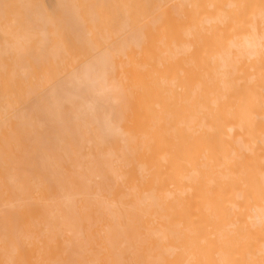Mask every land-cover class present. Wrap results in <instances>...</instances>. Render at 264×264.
I'll return each instance as SVG.
<instances>
[{"label":"bare ground","instance_id":"1","mask_svg":"<svg viewBox=\"0 0 264 264\" xmlns=\"http://www.w3.org/2000/svg\"><path fill=\"white\" fill-rule=\"evenodd\" d=\"M258 1L180 0L137 23L146 31L128 19L121 39L79 67L59 42L48 51L36 27L30 51L20 28L13 58L0 52V77L20 79L22 100L0 112V264H264ZM59 5L85 42L75 3ZM24 56L63 65L61 76L29 85Z\"/></svg>","mask_w":264,"mask_h":264},{"label":"rangeland","instance_id":"2","mask_svg":"<svg viewBox=\"0 0 264 264\" xmlns=\"http://www.w3.org/2000/svg\"><path fill=\"white\" fill-rule=\"evenodd\" d=\"M72 1L76 5V11L78 13L79 19L82 20V27H83L82 30L84 33L85 42H81L78 39V36H76V40H75V38L70 34V32H68V30L66 31L64 18H67V15H66V17H64V15L62 14V11H61L62 8H60L59 0H7V2H9V3H7L6 1L5 2L1 1L0 2L1 3L0 4L1 5L0 6L1 7L0 8V16H2V17H0V20H1L0 21V52H2L1 57L3 59H6V61L9 58H13V55L11 57L10 51L13 50L14 45L19 40L20 34L23 35L22 31L26 32V34L30 35L29 36L30 42L27 41V43H29V44H27V47L29 48V50L30 51L32 50V52H33L36 49L35 51H37L38 47H39V44H38L39 37L38 36L32 37L33 29L36 27L34 29V31H37V32L38 31H44L46 33L48 40H49L47 43L48 44L47 45L48 51H51L52 47H54L57 44V42H59L60 44H62L63 49H65L67 52H69V53L76 52V56L78 57V61H79L77 67H79V66L83 65V63L87 62V60H91L92 58H94L93 57L94 54H99L101 52H105L107 50V45L109 46V44H111V45L115 44L114 42L118 41L117 39H121V37H123V35H125V31L127 29L133 30V29H137V28H144V27H139V26H141L140 25L141 21H143V20L145 21L146 18L148 20L149 19L148 17L151 18L152 15L156 16V17L155 16L152 17V19L153 18L158 19L157 16L162 18L160 15H158L159 13H161V15H162V12H164L165 10L167 12V9L169 7L172 10V6H173V8L175 7V4H176L175 2L178 3V1H179V3H181L180 0H177V1H175V0H95L96 2L94 0H72ZM171 1L172 2L174 1V2L171 3ZM21 2H22L23 6L21 5ZM258 3L259 4L256 3L257 4L256 7H255V3L253 5L252 4H250V5H252L253 8H256L258 11L257 15L260 14L259 16L262 17L261 14H263V13H261V9L258 8L259 7L258 5H260V7H261V4H263V2L261 0H259ZM2 4H4V7ZM8 4L10 6H8ZM91 4H92V7H91ZM93 4H95V6ZM96 4H99L100 6L96 5ZM170 5H172V6H170ZM26 6H27V8H26ZM164 6L167 9L164 8ZM69 7H70L69 9H71V6H69ZM244 7H245V5H244ZM161 8L164 10L162 11ZM1 9H4V10H1ZM245 9H248V8L245 7ZM250 9L251 8H249V10ZM125 10H127V11L125 12ZM249 10H247V11L249 12ZM71 11H72V9H71ZM168 11H170V9H168ZM247 11L244 12V10H243L245 15H242V16H244V17L247 16V19H248L249 15H246ZM32 13H34V15ZM156 13H157V15H156ZM30 14H32L33 17ZM164 14L169 15L168 13H164ZM14 15H15V18H14L15 20H12ZM16 16H18V18ZM27 17L28 18L31 17V18L28 19ZM40 17H42L44 20L52 21L53 26H51V24H49V23L47 25H44L43 22L38 21V18H40ZM96 17H97V19H95ZM1 18H3V19H1ZM164 18L165 17H163V20H164ZM94 19L97 21L94 22L95 21ZM128 19L130 20V22L128 21L129 27L126 29L125 25H126V22ZM247 19H245V21L243 20L244 26L246 25L245 22L248 23V21H246ZM260 19H263V18H260ZM159 20H156V23H158ZM163 20H161V21L163 22ZM166 20H168V19L166 18ZM27 21H28V23H26ZM32 21H33V23H32ZM23 22H25L27 25ZM138 22L140 24H137ZM153 22L155 23V20H152V22H149V24L153 26V24H154ZM21 23H23V24H21ZM59 23H61V24L58 26ZM144 23H142V24H144ZM156 23H155V26H156ZM172 23H173V25L175 24L174 22H172ZM11 24H13V25L15 24V25L12 26ZM33 24H35V25H33ZM177 24L180 25V23L176 22V25ZM18 25H19V27H18ZM20 25H22V26H20ZM25 25L28 28H32V29H29L28 31L25 30V28H26V27L24 28ZM161 25H163V24H161ZM161 25H160V27H161ZM164 25H165V27L162 26L159 29L161 31V32L159 31V33H161L160 35L165 34L164 32L162 34V29L166 30L167 24L165 23ZM57 26H58V28H57ZM171 26L172 25H170V27ZM22 27H23V29L21 31L20 28H22ZM44 27H45V29H44ZM145 27H147V26H145ZM182 27H180V28L182 29ZM232 27H234V25L231 24V26L227 27V28H232ZM158 28H159V26H158ZM174 28L175 27H173V29ZM178 28H177V30H178ZM7 29H9V30H7ZM148 29H147V31L150 30V29L149 30ZM168 29H170V28H168ZM144 30L146 31L145 28H144ZM177 30H175V31H177ZM16 31H17V33H16L17 35L15 34ZM54 31H55V35H54ZM154 31L157 32V30H154ZM168 31H170V30H168ZM154 34L155 33L153 32L152 37L154 36ZM169 34L170 33L168 32V35ZM22 35H21V37H22ZM160 35H158V36L161 38ZM15 36H18V37H16L17 39L15 38ZM149 36H148V38H149ZM152 37H150V39H152ZM165 37L163 36V39ZM30 38H32V39H30ZM156 39L161 40V39H158L157 37L155 38V40ZM157 40L153 41V39H152V41L155 43L157 42ZM163 41L166 42L167 39L165 38V40H163ZM20 42H22V41H20ZM87 42H88V44H87ZM165 42L163 43L162 41L161 42L158 41V43L155 45H158L159 43L160 44L163 43L164 45H166ZM150 45H152V44L150 43ZM161 46H162V44L158 47L155 46V48H157V49H155L154 47H152V48H154V50L156 51L160 47V49L162 50V52H159V50H158L159 53L157 52V54L159 56V58H158V56H157V58L159 60H161L160 55H159L160 53H162L161 57L162 56L164 57L165 53L167 54V55L165 54V56H166L165 58H168V60H167L168 63H166V62L164 63V61H166V59H164L162 57L163 58L162 62L165 64L164 68L166 70V66H168V68H169V65H170L169 57H167V56H169L170 50H168L167 47L162 49L164 46L163 47H161ZM33 48H35V49H33ZM103 49H104V51H101ZM7 50H9V51H7ZM3 51L5 54L3 53ZM163 52H165V53H163ZM170 56H171V54H170ZM171 58H172V56H171ZM23 62H26L24 64V66L28 67L30 69L31 74H30V76L26 82H28V84L31 86L36 85V84H43V82H45V81H50L51 83H55V81L61 76L60 71L62 70L63 65L58 64L56 62H53L51 60H46L45 63L43 62V63H37L36 64L33 62L31 57L29 58L27 56H24ZM162 62L160 61L159 63H157V65H156L157 68H156V66H155V68L159 69L160 66L163 65ZM172 62H173V58H172ZM7 63L10 64V62H7ZM159 64H161V65H159ZM158 66H159V68H158ZM171 66H172V64L170 65V67ZM160 69L163 70V67H161ZM166 71H168V70H166ZM19 81H20V79L11 77L9 72L6 73V75L0 77V84L3 85V88L0 89V112L2 110V105H4V103L8 102L9 100H13L18 105L21 104L22 100H21L20 94L19 93L14 94L13 90H15V89L12 88L14 86L13 84L20 85ZM21 82H23V80H21Z\"/></svg>","mask_w":264,"mask_h":264}]
</instances>
